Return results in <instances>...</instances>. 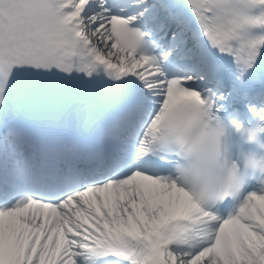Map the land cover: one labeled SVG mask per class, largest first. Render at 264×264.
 Wrapping results in <instances>:
<instances>
[{
	"label": "snow or ice",
	"instance_id": "obj_1",
	"mask_svg": "<svg viewBox=\"0 0 264 264\" xmlns=\"http://www.w3.org/2000/svg\"><path fill=\"white\" fill-rule=\"evenodd\" d=\"M233 131L264 133V0H0V264H264Z\"/></svg>",
	"mask_w": 264,
	"mask_h": 264
},
{
	"label": "clouds",
	"instance_id": "obj_2",
	"mask_svg": "<svg viewBox=\"0 0 264 264\" xmlns=\"http://www.w3.org/2000/svg\"><path fill=\"white\" fill-rule=\"evenodd\" d=\"M248 142H253V141H248ZM260 147H261V145H260ZM261 148H264V147H261ZM245 155L248 157V161L255 160L258 164L261 162H264V157L257 159L254 155H249V154H245ZM248 161H246V162H248Z\"/></svg>",
	"mask_w": 264,
	"mask_h": 264
}]
</instances>
